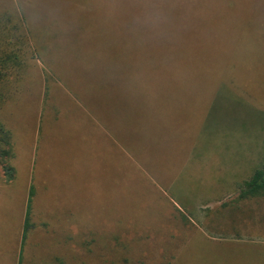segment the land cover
<instances>
[{"label":"rangeland","instance_id":"374dc122","mask_svg":"<svg viewBox=\"0 0 264 264\" xmlns=\"http://www.w3.org/2000/svg\"><path fill=\"white\" fill-rule=\"evenodd\" d=\"M141 2L0 0V264H264V0Z\"/></svg>","mask_w":264,"mask_h":264},{"label":"trees","instance_id":"16d2710c","mask_svg":"<svg viewBox=\"0 0 264 264\" xmlns=\"http://www.w3.org/2000/svg\"><path fill=\"white\" fill-rule=\"evenodd\" d=\"M136 1H144V0H136ZM150 2V15H156L157 9L155 2L163 3L164 0H147ZM141 2V3H142ZM229 7H233L232 5ZM137 8V7H136ZM140 13H142V5L139 7ZM143 15V14H141ZM28 37V36H27ZM27 37H24L21 40V48L22 49V58H20V54L12 53L11 55L7 54L6 59H0V110L8 101L7 99L10 97L4 92V85L9 82V71L17 70L18 72L23 71L26 66V55L28 54V50L31 48L29 45V41ZM19 52V50L17 51ZM34 58V57H33ZM11 66L10 64H14ZM4 71V72H3ZM15 159V147L13 141V134L8 129L5 123L0 121V170L4 175V180L6 183H11L15 180L17 169L13 165V161ZM264 192V170H258L254 177L251 178L245 184V190L243 189V193L241 194V198H249L260 194L258 192ZM36 197V190L34 185L32 184L29 188V193L27 197L25 218L23 224V232H22V247L19 256V263L23 264V251L25 247V243L29 236L30 231L34 228L32 223V214H33V202Z\"/></svg>","mask_w":264,"mask_h":264},{"label":"crops","instance_id":"0c3cea01","mask_svg":"<svg viewBox=\"0 0 264 264\" xmlns=\"http://www.w3.org/2000/svg\"><path fill=\"white\" fill-rule=\"evenodd\" d=\"M207 116H208V115H207ZM97 121H98L97 117H94V118H93V122L96 124ZM207 121H208V117H207V119H206V125H208V122H207ZM204 126H205V125H204ZM111 135H112V134H111ZM116 145H117V143H116ZM220 147H221V146H219V145H218V146H217V145H216V146H215V145L210 146V148H213L214 151H218V152H219V151L226 150L225 147H223V148H220ZM195 149H197V148H195ZM35 198H36V197H35ZM34 200H35V199H34Z\"/></svg>","mask_w":264,"mask_h":264}]
</instances>
